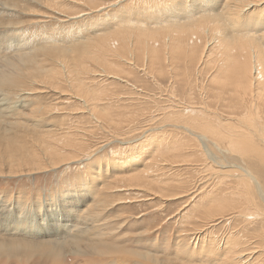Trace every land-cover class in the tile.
<instances>
[{
    "label": "rangeland",
    "instance_id": "rangeland-1",
    "mask_svg": "<svg viewBox=\"0 0 264 264\" xmlns=\"http://www.w3.org/2000/svg\"><path fill=\"white\" fill-rule=\"evenodd\" d=\"M247 1L235 9L231 2L227 6L226 0H0V237L60 245L65 264H209V256L218 264H227L220 248L227 247L226 240H234L237 245L230 249L237 252L236 259L259 264L261 257L253 258V263V259L250 262L238 257L244 248L257 244L253 236L260 230L259 223L236 214L232 218L235 212L230 207L239 197L234 190L237 186L232 185L235 167L263 163L256 156L241 157L227 150L212 142L208 134L201 135L206 126L227 136V124L241 129L247 126L239 121L245 113L239 107L240 100H250L249 96L243 91L240 95L241 90L236 92L232 73L221 81L217 63L226 54L239 60L247 53L254 54L251 40L264 43L258 32L264 31V0L256 7L245 5ZM200 20L215 22L219 33L204 29L199 37L203 45L209 42L206 57L175 52V33H162L163 39L157 41L164 45L149 43L143 49L130 38L131 51L127 54L126 50L118 60L111 57V68L89 59L82 64L79 58L76 61L77 52L97 43L98 35L116 28L125 30V21L133 23L127 25L131 32H158L193 27ZM215 37L223 44L219 59ZM196 40L192 39L194 43ZM243 40L250 42L246 46ZM150 46L157 48V61L149 59ZM112 48L117 45L112 43ZM44 130L57 135L56 147L65 151L57 160H64L58 166L32 172L36 166L22 160L23 153L13 160L6 149L7 140L17 134L12 143L15 146L20 140H37L36 132ZM258 135L253 132V141L261 145ZM65 138L70 144L61 143ZM158 140L171 148L162 151L160 156L167 154L168 162H161L159 170L155 167L151 181L108 189L120 174L131 173L146 163L154 155ZM147 143L151 145L144 155ZM129 157V165L103 164L109 162L106 159L120 164ZM54 158L46 156L42 161L51 164ZM65 158L70 160L65 162ZM115 171L118 175L111 178ZM256 177L264 192V173L258 172ZM92 202L98 211L91 217L99 226L94 224L96 235L92 239L114 251L103 256L85 253L72 259L67 252L75 245L74 234L82 228L83 220H89L82 211ZM210 205L227 208L217 217L216 212H208ZM92 239L85 235L76 244L89 245ZM212 247L220 251L215 254ZM4 254L0 252V259L9 260L8 264H45L41 253Z\"/></svg>",
    "mask_w": 264,
    "mask_h": 264
},
{
    "label": "bare ground",
    "instance_id": "bare-ground-1",
    "mask_svg": "<svg viewBox=\"0 0 264 264\" xmlns=\"http://www.w3.org/2000/svg\"><path fill=\"white\" fill-rule=\"evenodd\" d=\"M243 1H245V0H226V4H227V6H229L228 3L231 2V4L233 3V7L235 8V7H238V4L240 2L242 3ZM259 1L260 0H258V2ZM258 2L256 4H254V3L251 4V2H250V4H248L249 2L247 1L245 3V5H249V7H253V6L256 7V5L258 4ZM242 5H244V4L242 3ZM233 7L230 6V8H233ZM228 10H230V9H228ZM231 10H233V9H231ZM238 10H240V9H238ZM231 14L232 15H235V17L237 15L234 12L232 13V11H231ZM213 23H215V22H213ZM213 23H211L210 21H206V20L205 21L200 20V22H198L194 26L192 25L193 27H190V26H186V27L185 26H182L179 29H172V28H168V29H164V30H160L159 29L160 31H158V32H146V31H140V29H139V31H136L135 30L136 32H131V30H127L129 28V27H127V25L130 26V24L133 25V23L130 22V21H125L124 24H123L125 26L124 27L125 30H121V29H120L121 31L120 30H117L119 28H116V30L115 29H113V30H107V31H105V32L102 33L104 35L107 32L106 33L107 35H104V38H103L102 34L98 35L97 40L96 39L94 40V41H97V43H94V44L89 45L87 47V49L82 50L81 52H77V54H76V61L79 58V60L81 61L79 64H82V63H84L85 59H89L92 62H95V63L99 64V66H105L106 69L107 68H111L112 67V60H110L111 57L117 59V58H120V56H122V53H124L126 50H127V54H128V51L129 50L131 51V49L128 46V42H130L129 41L130 38H133L134 39L135 45H138L139 46L138 48L143 49V47H144L145 44H147L148 46H149V43H152V45L162 44L163 42H159L157 40H160L161 41V38L163 39L164 34H168V33H170L172 35L175 33L174 34V38H173L174 41H173V44H172V49L175 52L177 51L180 54L183 53V52H184V54L185 53H189L188 55L194 54V56H196V54H199L201 58H202V56L206 57L207 54L209 53L208 52V49H206L207 47H209V46H207V44L209 42L207 40V42H204V45H203L201 43V39L199 37H202L204 35V32H205L204 29H208L211 33L213 32V34H214V31H216L218 33L217 27ZM233 23H235V22H233ZM232 27L233 26H231V28ZM135 29H137V28H135ZM108 31H109V33H108ZM238 31H239V33H241L240 30H238ZM216 32H215V34H216ZM230 32H232V31H230ZM258 32H261V34H262L261 37H260V40L264 39V34H263L264 31H258ZM162 33H164V34H162ZM100 36L103 39L102 38H99ZM214 36H216V35H214ZM194 37L197 38V40H196L195 43L192 41V39H194ZM165 38H168V36L167 37L165 36ZM211 39H212V37H211ZM243 39H246V38H243ZM216 40H217V42H216ZM238 40H236V41H238ZM214 41L213 42L215 43V47L217 48L218 51H216L214 49H212V51H216L217 52L216 58L219 59L220 57L223 56V53L220 52L222 50V48H223V44H220L219 43V39H216V37H215V40ZM131 42H132V40H131ZM241 42H243L247 46V44L250 42V40H249V42L247 40L246 41L243 40ZM112 43H115L117 45V48H112ZM86 44L88 45V43H86ZM86 44H84V46ZM250 44H251V47L250 46L249 47L252 48L251 51L254 52V54L252 53V55H250V53H247L248 55H244V57H241V59H243V60H239V58H234L235 56L234 57L233 56L231 57V56H229V55L226 54L225 57H223V60L220 59L217 62L220 65L219 68H218L219 75L223 78V79L221 78L222 79L221 81H223L224 79L228 78L226 76L227 74H231L232 73L233 74V78L236 81V88H237L236 92H238L239 90H241V92H239L240 95H242V91H243V94L244 95L246 93L249 96V99L250 100H244V98L240 100L241 107H239V110H241V108H242V112L243 113L245 112L243 114V116H240L239 117V119H240L239 121L242 124L245 121V123H246L247 126L244 129H241V128H239L240 126L238 127V126H235V125L227 124L224 127V129L227 132L228 136L225 135V134H223L222 132H219L216 129H212L211 127H207L206 126V127H203L202 128V125H200V128H202V134L201 135L204 136V135L208 134L210 136L209 139L212 142H218V143H220V145L226 147L227 150H229V151H231V152H233L235 154H238L241 157H247V156H250V155L256 156L263 163V164H260L258 166L249 165V166H247V168H238V167H235V169L233 170V173L235 175H232L233 176L232 178L235 179V182L232 185L235 184L237 186L234 190L235 191H238L237 193L239 194V197L237 195V199L236 200L234 199L235 201L233 203H235V204L232 207H230V210L235 212V213L232 214V218H233V215L236 214L237 216H240L242 219H245L246 221L247 220L249 221L251 219H255V221L258 222L259 225H260V230H258L256 232L257 235H254L253 236L254 237L253 239H256V240L258 239L257 244H255L253 247L251 245H248V246H251V247L244 248L242 251H240L238 257H240V256L245 257V259L250 260V262H251V260L253 258L254 259H259V257H261V258H263V260L259 264H264V194H263L264 192L262 190V186L260 185V183H259V181H258V179L256 177V175H257L258 172L264 173V48H263L264 47V43H262V45L261 44L258 45L256 43H252V40H251V43ZM163 45H164V43H163ZM84 46H82V47H84ZM198 46L201 47V48H199ZM231 47L233 49L234 45L231 46ZM148 51H149V54H151V56H149V59H152V61H154L156 59V61H157L158 58H159V56L156 58V55H159L156 52L157 51V48H153V47L150 46V47H148ZM21 59L22 58L16 59L15 60V63L18 62V60H21ZM25 59H27V58H25ZM237 60H239L240 62H238ZM8 61H10V62H8ZM206 62H209V61H206ZM5 63L10 64L11 63V60H5ZM77 64H78V62H77ZM9 69H11V68H9ZM113 72H114V70H113ZM16 76H18V75H16ZM113 76H114V74H113ZM31 77H34V75L31 76ZM12 83H13V80H11V84ZM77 91H81V90L78 89ZM85 92H87V91H85ZM78 93L79 94L80 93L82 94V92H78ZM82 96H83V94H82ZM243 100H244V102H243ZM0 103L3 104L2 102H0ZM182 114H185V113H182ZM186 115H183V116H186ZM171 117H172V115H171ZM197 117H196V120L199 119ZM201 119H202V117H201ZM212 120L213 119H211L210 121L212 122ZM189 121H192V119L189 120ZM210 121H208V122H210ZM239 121H238V124L241 125V123ZM192 123H194V122H192ZM214 123H211V124H214ZM205 124L206 123L204 122L203 125H205ZM211 124H210V126H211ZM216 125H217V122H216ZM224 129H222V130H224ZM207 130H208V132H207ZM253 132L254 133H256V132L260 133V135H258V141L261 143V145L257 144V142H255V141H253V137H252ZM36 134L39 135L38 136L39 138L37 140L36 139H32L29 142H25L24 140H20L18 142L19 144H16L15 146L12 143H13V141H16L17 134H15L12 138H9L7 140L8 145H7V148L6 149L10 153L13 154V160L15 161L16 155H18L19 153H23L24 155L20 156V158H22V160H25V162H27L28 165H31V166H34L35 165L36 166L35 168H32L31 169L32 172L34 170H41V169H44L45 167H50L51 165L55 166L57 164H60L64 159H61V160L58 159L57 160V158H60V156L62 155L61 153H65V151L63 150L64 148L62 149V148L56 147L58 145V141H57V138H56L57 135L51 133L50 130H44V131H41V132H36ZM129 134H131V133H129ZM40 136H44L47 139L46 142ZM60 136H62V135H60ZM126 136H127V134H126ZM203 136H201V137H203ZM64 137H65V135H64ZM195 137H197V136H195ZM70 142H69V139L68 138H65V141H63L61 143L63 145L64 144L65 145L66 144L68 145V144H70ZM33 143L36 145L35 147L32 145ZM158 143L159 144L156 146L155 150L153 151L154 152V155L152 154L153 156H151L146 163H144L143 165H141L140 167H138L135 171H133L131 173H127L126 175L120 174L121 176L119 178H116L114 181L112 180L109 183L110 186H108V189L118 190L121 187H124V189H126L125 187H127V186L130 187L129 184H131V183H142V182L148 181V179L150 178V173H152V176H155V175H153V173L155 171V167L157 169V166H159V164L161 162L162 163L163 162H168L167 161L168 160V157H165L167 155L166 153H165L166 155L163 158L161 157L163 155V154L161 155L162 151L164 152L166 149L168 150L169 148H171L170 147V144L169 145L167 144V146H166V144L165 145L160 144L161 141H159ZM73 144H76V143H73ZM150 145H151V143H149V144L147 143L144 146V148H143L144 150H143L142 154H144V155L147 154V147L150 146ZM71 146H73V145H71ZM200 146L203 148L202 145H200ZM27 147H28L29 150L26 149ZM74 147H75V145H74ZM47 148H49V151L48 152L46 151ZM70 153H72V152L70 151ZM76 155H78V153ZM46 156L55 157L54 160L51 161V164H44V162L42 161L43 160L42 158L43 157H46ZM64 157H66V156H64ZM131 159L132 158L129 157L128 159H125V162L123 160L120 164L117 163V162H113L111 160H107L106 159V161H109V162L108 163L107 162H105V163L103 162V164L108 165L109 163H112V164H109L108 166L114 165V167L116 165H123V164L124 165H129V163L131 162ZM69 160L70 159H66L65 158V162H68ZM157 170H159V168ZM222 170H223V168H222ZM119 171L120 170H118V172ZM96 172L98 173V170ZM128 172H130V171H128ZM155 173H157V172H155ZM229 173H230V171H229ZM115 175H118L117 174V171L111 173V178H114ZM151 180L149 179V181H151ZM217 180H220V179H217ZM225 184H226V182H225ZM113 185H115V186L113 187ZM140 187L141 186L139 185V188ZM201 188H202V186H201ZM140 189H142V188H140ZM222 191H224V189H222ZM229 194H231V193H229ZM212 195H214V194H212ZM232 195H234V194H232ZM207 196H208V194H207ZM230 196L231 195H229V197ZM226 199H228V197ZM214 201H216V199H214ZM229 201H230V198H229ZM219 202L220 201H218L217 204L222 203V202H220V203ZM226 202H227V200H226ZM227 203L229 204V202H227ZM221 205L220 206H218V205L216 206L215 205L212 208H211V205H210V207L208 208L209 209L208 212L209 213L216 212V214H218L217 217H220L219 215H221V211H224L227 208V205H223V206H221ZM86 207H87L86 210H83L82 212L83 213L86 212V217H89L88 218L89 220L84 219L83 220L84 223L83 224L81 223V225H82L81 227L82 228L79 231V228H80L79 227L77 229L76 233L74 234L75 237L73 236L74 237L73 240L76 243H80L81 241H77V240L80 239L81 237H85V235L88 238H90V239L95 238L94 235H96V233H95V229L96 228L94 226L95 220L92 217L96 213V211H98L97 205H95L92 202L90 205H88ZM203 213H206V212H203ZM90 217L93 220H91ZM255 221H254V223H255ZM202 222H204V221H202ZM227 225H229V224L227 223ZM96 226H98V225H96ZM234 226H236V225H234ZM232 228H234V227H232ZM18 233H20V232H18ZM15 237H17V236H15ZM61 237H62V235H61ZM226 239H228V238H226ZM234 239H235V237H234ZM208 240H211L212 241V239H208ZM248 241H250V240H248ZM244 242H247V241H244ZM76 243H74L75 245L72 246V247H70L71 250H69L67 252V254H68L67 256H70L72 259H74V257L81 258L82 256H80V255H85V253L86 254H95V255L103 256V255L110 254V253L112 254L113 251H114L112 248L108 247V245L102 244V242L101 243H98V242H95L94 241L93 243H91L89 245L87 244V245L82 246V247L79 246ZM226 243H227V247H224L225 246L224 244H223L224 245L223 246L224 248L223 247L220 248L219 246H217L221 250V252H219V253H220V256L225 259L224 260V261H226L225 263H227V264H237V262H238V264H241V263L244 264L245 262L243 261V258H241V259L239 258V260L236 259L237 256H235V255L237 254V252L234 253V252H232L233 248L230 249L232 247V245H237V242L234 241V240H230L229 242H227V240H226ZM212 246H215V245H212ZM217 247H215V248L212 247L213 250L215 251V254L218 251H220V250H218L219 248H217ZM260 247L262 248L261 251H260ZM0 252L5 253V254L9 255L10 257H11V255H14V254H20V256L21 255L30 256V255H32V253H41L44 256L45 264H47L46 262L51 263V264L52 263L53 264H65L66 263V259L64 261V258H63L64 252L62 250V246H60V245L59 246H56L55 244H51V243H44V244L41 243L40 244V243L30 242V241H27V240H19V239H10V238H2V237H0ZM211 254L212 253H210V255ZM65 255H66V253H65ZM254 255H256V256L254 257ZM210 257L211 256H209V260L207 262H210L209 264H216L217 262H214L216 260H210ZM213 259H215V257H213ZM220 259L221 258H219V260ZM254 259H253L252 263L254 262ZM204 260H206V259H204ZM219 260H218V262H219ZM7 261H9V260H7V259H0V264H8ZM56 261H59V262H56ZM221 263H223V262H221ZM17 264H19V263H17Z\"/></svg>",
    "mask_w": 264,
    "mask_h": 264
}]
</instances>
